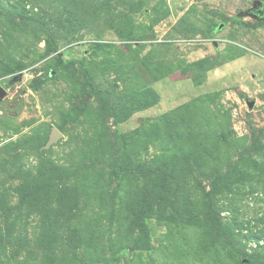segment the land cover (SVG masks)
I'll return each mask as SVG.
<instances>
[{
	"label": "rangeland",
	"instance_id": "374dc122",
	"mask_svg": "<svg viewBox=\"0 0 264 264\" xmlns=\"http://www.w3.org/2000/svg\"><path fill=\"white\" fill-rule=\"evenodd\" d=\"M254 1L0 0L4 264H235L223 237L264 247ZM53 129L61 139L46 149ZM155 172L175 178L160 209ZM217 173L230 185L212 195ZM138 200L146 243L132 249ZM217 221L229 231H212Z\"/></svg>",
	"mask_w": 264,
	"mask_h": 264
},
{
	"label": "trees",
	"instance_id": "16d2710c",
	"mask_svg": "<svg viewBox=\"0 0 264 264\" xmlns=\"http://www.w3.org/2000/svg\"><path fill=\"white\" fill-rule=\"evenodd\" d=\"M187 108L188 107H185V109H187ZM175 114H177V111L170 114V115L164 116L163 120L164 121L168 120L169 118H171V116H175ZM230 170H231V166L229 164H227V172L230 173ZM126 172H127V170L125 169V160L121 159V160L117 161L115 163L114 173L116 175H124L125 176ZM154 175H156V177L159 179L158 181H159V187L160 188L156 192H154V190H151L152 193L153 192L155 193V199L153 201H154V203L158 204L159 209H160V205L162 207L163 206L167 207V205L168 206L170 205L169 199L172 197V195L175 196V193H174L175 189H174V183H173V180L175 178L173 176H170L167 174H161L158 172H155ZM225 178L226 177L221 176L220 173L214 174L213 176H209V181L211 183V186H210L211 190H210L209 194L215 195L216 193H219V192H217L218 191L217 188L219 186L229 188L230 181L224 182ZM69 189L72 191L71 188H69ZM156 195H159V196H156ZM187 200H188V198H181V197L177 196L175 203L174 204L171 203V206H173V208H174L173 209L174 213L177 216H180L181 218H182V212L180 211L179 206L181 205L182 202L187 201ZM136 201L133 203V204H135L133 206L134 216H133L132 220L129 222L130 229H129V231L126 230L127 235L131 234L134 227H137V229L140 232V234L138 235V238H136L132 241V245H131L132 249H140L144 245L143 242H145V240H144L145 229H146L145 223L144 222L141 223L142 220H141L140 214H138V211L136 209V204L139 205V203L142 201L138 200L137 203H136ZM60 205L65 207L68 204L66 201H62V203H60ZM210 214H211V212H207L208 216ZM173 217H174V214L172 216V219H173ZM262 225H263V227H262L263 229H261L259 231L260 234H264V220H262ZM211 227H212V231H215L216 229H218L219 231H222L221 232L222 235L229 231V230L227 231V228L225 226H223L222 223L219 221H217L216 227L214 225H211ZM139 236H141V238H139ZM251 237H253V236H250L248 238H251ZM227 239H230V240H227ZM256 239H257V241H259L261 239V236L256 237ZM222 240H223L224 246H221V250L229 251V249H233L232 252L228 256L233 257L232 259H233V262L235 264H256V262L264 264V258L262 257L263 256L262 254L264 253L263 252L264 247L261 246L258 249L259 250L258 252L256 251L255 253L248 254L246 252L245 248L239 249V248L234 247V245L231 242L232 241L231 238L223 237ZM140 241H142V242H140ZM0 264H4V263L0 260Z\"/></svg>",
	"mask_w": 264,
	"mask_h": 264
},
{
	"label": "water",
	"instance_id": "95a60500",
	"mask_svg": "<svg viewBox=\"0 0 264 264\" xmlns=\"http://www.w3.org/2000/svg\"><path fill=\"white\" fill-rule=\"evenodd\" d=\"M249 14L257 19H261L264 17V3L260 0H255L253 3V7L248 11ZM215 46L217 44L215 43ZM6 96V91L3 88H0V101L5 98ZM90 99V96H87L85 99V103ZM248 106L250 109L253 108L254 102L253 101H248L247 102ZM61 139V133L57 129H53V132L50 136V139L46 145V149H49L54 143L58 142Z\"/></svg>",
	"mask_w": 264,
	"mask_h": 264
},
{
	"label": "flooded vegetation",
	"instance_id": "af4514ba",
	"mask_svg": "<svg viewBox=\"0 0 264 264\" xmlns=\"http://www.w3.org/2000/svg\"><path fill=\"white\" fill-rule=\"evenodd\" d=\"M263 3H264V1H262ZM262 19H264V17L263 18H261V19H259V20H262Z\"/></svg>",
	"mask_w": 264,
	"mask_h": 264
}]
</instances>
